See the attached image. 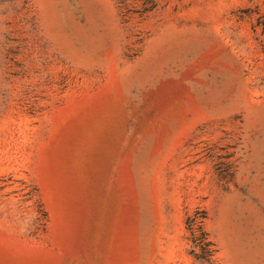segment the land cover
Masks as SVG:
<instances>
[{"label":"rangeland","instance_id":"obj_1","mask_svg":"<svg viewBox=\"0 0 264 264\" xmlns=\"http://www.w3.org/2000/svg\"><path fill=\"white\" fill-rule=\"evenodd\" d=\"M264 0H0V264H264Z\"/></svg>","mask_w":264,"mask_h":264},{"label":"trees","instance_id":"obj_2","mask_svg":"<svg viewBox=\"0 0 264 264\" xmlns=\"http://www.w3.org/2000/svg\"><path fill=\"white\" fill-rule=\"evenodd\" d=\"M257 26L262 28L264 34V14L257 18ZM207 215L196 212L187 219V228L192 242L191 254L200 264H220L218 249L206 229Z\"/></svg>","mask_w":264,"mask_h":264}]
</instances>
